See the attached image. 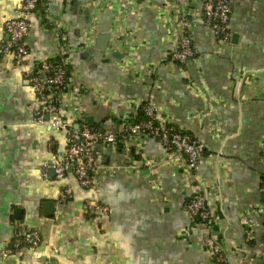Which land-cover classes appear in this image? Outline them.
Returning <instances> with one entry per match:
<instances>
[{"label": "crops", "instance_id": "crops-1", "mask_svg": "<svg viewBox=\"0 0 264 264\" xmlns=\"http://www.w3.org/2000/svg\"><path fill=\"white\" fill-rule=\"evenodd\" d=\"M22 1L0 0V41ZM169 3L51 0L46 11L62 27L33 14L23 40L28 54H0V264H220L186 208L197 192L215 208L212 236L228 264L264 261V0L233 1L227 42L207 30L201 0H185L177 12ZM179 13L189 19L196 57L171 64ZM58 28L75 47L70 74L84 88L80 113H71L77 102L66 95L61 116L121 139L122 117L148 102L204 142L194 175L181 156L139 135L129 150L98 143L93 190L69 168L55 178L52 165L64 159L66 134L36 121L39 101L28 77L60 50ZM114 40L121 42L116 49L109 47ZM132 155L136 168L128 166ZM64 186L72 196L61 202ZM95 205L106 210L95 214ZM26 228L41 242L19 251L15 242Z\"/></svg>", "mask_w": 264, "mask_h": 264}, {"label": "built area", "instance_id": "built-area-1", "mask_svg": "<svg viewBox=\"0 0 264 264\" xmlns=\"http://www.w3.org/2000/svg\"><path fill=\"white\" fill-rule=\"evenodd\" d=\"M51 0H23L19 13L20 16L9 18L4 22V31L6 38L0 41V54L9 55L17 60H21L28 54V50L24 45V37L29 30L31 15H40L52 28H57L61 20L52 18L46 11ZM130 7H136L142 0H127ZM185 0H170L169 5L177 12V7L184 3ZM234 0H201V15L203 23L209 33H211L219 42H227L232 35V26L230 22L231 6ZM41 4L43 13L37 14V6ZM178 31L175 35V44L169 52L166 62L168 63H185L196 57V50L191 44L188 26L189 19L186 14L179 13ZM56 25V26H55ZM57 38L63 42L60 50L56 53L57 63L51 60L40 61L36 63L34 71L29 75L28 80L32 85L34 93L39 101V107L35 112V119L39 123H48V125L56 130L63 131L66 134L67 146L65 149L64 159L52 165L56 179L65 177L68 168L77 179L78 183L89 190H93V180L90 175V169L96 164L97 145L100 142H106L111 145L119 143L124 144V148L129 150L130 143L134 142L139 135H151L156 138L169 154H177L182 157L186 169L190 175H194L198 165L205 153L206 147L203 141L196 138L187 131L177 128L171 122L167 121L154 105L144 102L138 106L142 107L144 118L135 120L131 113H127L122 117V127L124 135L121 139L107 131L94 129L92 125L80 123L73 126L71 121L61 116L60 112L64 109L66 95L70 97V101L77 102V107L70 109L73 115L80 113L81 106L78 100L82 97L84 88L74 83L70 74L69 54L75 47L67 43L64 30L58 28ZM85 40V39H84ZM120 41H111L109 47L116 49ZM78 44V43H77ZM156 69L154 66L153 71ZM44 76L42 77V75ZM73 104H71L72 106ZM132 140V142H131ZM131 158L128 166L136 168L137 158ZM195 179V177L193 176ZM259 190L264 193V178L259 184ZM72 196L69 186H64L59 192V200L67 201ZM205 192H197L188 201L186 208L193 218L196 225L203 227L202 243L213 251L214 260L220 264H228L227 258L223 254L220 244L215 242L212 236V228L214 224L215 208L211 206L206 199ZM95 214L104 212L103 206H94ZM262 211L263 209H258ZM246 226L247 233H251L249 237H253L254 223L248 219ZM41 242L40 234L34 229H23L18 233V239L15 242V248L19 251H26L37 247ZM256 259V260H254ZM261 257H254L245 264H264L260 260ZM47 264H55L49 262Z\"/></svg>", "mask_w": 264, "mask_h": 264}, {"label": "trees", "instance_id": "trees-1", "mask_svg": "<svg viewBox=\"0 0 264 264\" xmlns=\"http://www.w3.org/2000/svg\"><path fill=\"white\" fill-rule=\"evenodd\" d=\"M39 13L41 12V13H43V7H42V5L41 4H39L38 6H37V9H36ZM54 64H56L57 63V57L56 58H53L52 60H51ZM144 118V114H143V110H142V107H139L138 108V111H137V113H136V115L134 116V118L133 119H135V120H139V119H143Z\"/></svg>", "mask_w": 264, "mask_h": 264}, {"label": "water", "instance_id": "water-1", "mask_svg": "<svg viewBox=\"0 0 264 264\" xmlns=\"http://www.w3.org/2000/svg\"><path fill=\"white\" fill-rule=\"evenodd\" d=\"M69 169H71V167H69Z\"/></svg>", "mask_w": 264, "mask_h": 264}]
</instances>
